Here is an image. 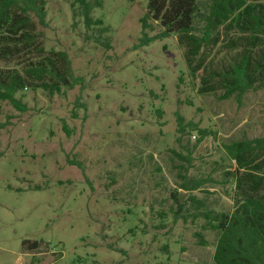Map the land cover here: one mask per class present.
<instances>
[{"label": "rangeland", "instance_id": "rangeland-1", "mask_svg": "<svg viewBox=\"0 0 264 264\" xmlns=\"http://www.w3.org/2000/svg\"><path fill=\"white\" fill-rule=\"evenodd\" d=\"M46 2L43 47L66 52L80 81L53 96L21 92L25 112L1 104L12 125L0 130V264L210 263L216 232L193 208L175 220L170 195L232 210L222 143L264 136V89L240 102L198 94L174 35L142 43L145 0H101L100 38L73 16L74 0ZM178 115L215 135L179 133ZM179 174L201 187L182 190Z\"/></svg>", "mask_w": 264, "mask_h": 264}, {"label": "trees", "instance_id": "trees-1", "mask_svg": "<svg viewBox=\"0 0 264 264\" xmlns=\"http://www.w3.org/2000/svg\"><path fill=\"white\" fill-rule=\"evenodd\" d=\"M46 3L0 0V114L2 103L25 112L27 107L17 96L25 90L40 89L53 96L80 81L73 75L66 52L43 47L37 28L46 25ZM70 6L74 17L83 18L86 31L94 30L98 38L109 31L100 18L91 15L101 0H74ZM139 22L144 45L153 39L176 37L189 77L198 80V94L219 93L221 100L240 102L246 94L264 89V0H207L204 10L199 0H145ZM156 26L160 33L146 38L147 30ZM177 124L179 133L186 128L196 131L198 142L212 134L193 122L184 123L180 115ZM9 125L10 116L5 122L0 120V130ZM222 149L234 164L222 180L231 183L227 194L232 210L208 209L193 195L180 203L178 194L172 192L170 197L177 206L171 213L175 220H185L193 208L192 217L204 221L202 230L216 232L212 261L206 264H264V136L222 143ZM178 177L185 180L179 188L186 192L202 185L184 175ZM194 237L198 245H207L202 232H195ZM38 246L34 242L30 248Z\"/></svg>", "mask_w": 264, "mask_h": 264}]
</instances>
